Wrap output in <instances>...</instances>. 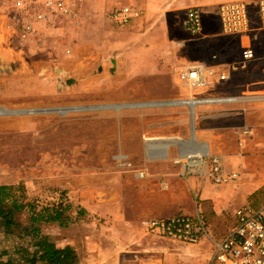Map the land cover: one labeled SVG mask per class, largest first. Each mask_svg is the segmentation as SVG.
Returning a JSON list of instances; mask_svg holds the SVG:
<instances>
[{
    "label": "rangeland",
    "instance_id": "rangeland-1",
    "mask_svg": "<svg viewBox=\"0 0 264 264\" xmlns=\"http://www.w3.org/2000/svg\"><path fill=\"white\" fill-rule=\"evenodd\" d=\"M36 1L38 8L44 0ZM161 1L78 0L71 15L52 12L47 23L34 22L33 29L27 30V20L14 1L0 0L3 50L20 55L17 68L0 73V110L123 105L65 114H0V187L8 188L3 206L7 210L13 204L19 207L12 226L0 218V263L16 247L33 250V240L44 237L77 242L78 264H93V237H101L123 247L143 244L140 256L147 264H211L210 240L194 245L172 242L148 234L146 221L194 214L199 207L210 235L220 239L233 226L237 208L264 202V32L258 31L257 0H244L250 8L253 34L258 35L253 43L257 56L249 61L241 56L246 38L224 35L218 25V7L230 0H212L216 3L211 13L204 7L206 0H179L201 8L204 30L195 36H208L206 50H214L215 61L230 70L229 80L216 90L253 97L246 104L223 106L220 111L203 108L197 114V139L209 142L221 154L227 171H240L238 181L213 188L214 192L228 189L239 203L234 208L233 200L219 217L204 208L201 194L188 183V178L192 182L208 179L197 174L184 178L181 165L173 162L178 139H187L191 126L185 107L169 102L188 91L167 74L144 77L117 66L121 50H129L128 40L136 34L131 32L152 24L151 16ZM123 6L140 14L121 26L110 16ZM106 62L112 66L108 75L102 72ZM122 64L127 66L128 61ZM76 69L83 72L80 81L63 90L59 80L65 85L64 70ZM243 124L252 128V136L239 147L235 127ZM158 138L171 141L166 157L163 150L158 154L162 149ZM93 198L118 202L130 222L114 225L105 216L93 215L87 203ZM57 211L58 221L52 219ZM15 263L29 264L20 259Z\"/></svg>",
    "mask_w": 264,
    "mask_h": 264
},
{
    "label": "built area",
    "instance_id": "built-area-1",
    "mask_svg": "<svg viewBox=\"0 0 264 264\" xmlns=\"http://www.w3.org/2000/svg\"><path fill=\"white\" fill-rule=\"evenodd\" d=\"M13 1L21 16L27 20V30H32L37 20L50 18L52 12L71 15L78 2V0H44L42 4L46 9L40 14L34 11V6L37 5L36 0ZM256 14L258 31L264 32V0H257ZM137 16H139L137 10L123 6L112 11L110 18L114 23L124 26ZM218 18L222 34L240 35L246 38V44L241 53L242 59L245 61L255 59L257 53L253 43L258 40V35L253 34L252 16L248 3L244 0L222 2L218 7ZM184 25L190 34L194 36L202 34L204 16L200 7H190L186 10ZM229 78L230 70L219 66L212 68L202 62L190 63L178 70L179 82L188 91V95L175 100L174 105L185 107L191 127V119L196 120L197 112L203 108L246 104L253 99V97L241 95H220L211 89L213 84L226 82ZM191 130L192 128H190L189 137L181 140L182 142L177 145L178 156L173 159L175 164L181 165V176L187 178L197 174L218 186L238 181L239 169L227 171L223 157L212 152L209 142L198 140L196 136L194 141L190 140ZM235 133L239 138V147H244L246 139L252 136V128L243 124L235 127ZM194 149L202 151L197 153L200 160L198 166L194 164L190 154V151ZM234 220L233 226L220 239L210 235L199 207L194 214L151 218L146 221L144 228L148 234L180 244L194 245L205 238L210 240L214 249L211 264H264V202L260 205L240 206L234 212Z\"/></svg>",
    "mask_w": 264,
    "mask_h": 264
},
{
    "label": "crops",
    "instance_id": "crops-1",
    "mask_svg": "<svg viewBox=\"0 0 264 264\" xmlns=\"http://www.w3.org/2000/svg\"><path fill=\"white\" fill-rule=\"evenodd\" d=\"M211 1L212 0H209V2L208 0L205 1L206 6L204 7L209 10L207 11L208 13L212 12L216 3ZM181 2L182 1L179 0H162L159 3L158 8L153 12L154 14L151 16L152 24L146 26L141 32L140 30H137V32H131L132 34H136H134L135 36L132 38L130 36L128 40V44H130L128 46L129 50L125 51L124 48L121 50L122 53L118 59L119 65H117L119 66V70H125L126 68V72L128 74H138L144 77H152L157 75L164 76L167 74L170 76L172 82L175 83L179 82L178 70L187 64L202 62L212 68H217L218 66L222 67L215 61L216 54H214V50H206L205 48V45L208 44L210 38L207 36L206 38L199 39L197 36L190 34L185 28V15L183 18V12L185 13L186 8L195 6L193 4L194 2H185V4H181ZM36 6H34L35 12L38 11V8L46 9L43 4H40L38 8ZM38 13L41 14L42 12L38 11ZM51 16L52 15H50V18ZM36 22H38L36 24L41 26L42 23L45 24L48 21L37 20ZM218 25L220 28L219 18ZM32 34H34V31ZM4 48L5 45L0 41V73L11 72L12 69L17 68V65H19V60L17 58L20 55H16L14 50L11 54H8L3 50ZM124 61H128L127 66L126 64L120 65V63H123ZM12 66L14 68H12ZM111 67L112 66L106 62L104 64V68L102 69L103 74L108 75V73H110ZM87 69L88 68H86V71ZM59 72L63 73L61 70H59ZM64 72L67 73L68 77L64 79L65 85L58 78L60 82L59 85L63 90L69 83H78L80 81L81 75H83V72H78L77 69L76 71L74 70V72L70 70L69 72L64 70ZM70 77L73 78V80H70ZM219 84L221 83H215L211 87V89L215 90L216 94L225 96L232 95L225 92H218L215 87H217ZM207 110L220 111L223 109L221 107L215 106L212 108H207ZM199 113L200 112L198 111L197 114ZM168 150L170 152V148H168ZM212 152L219 154V152H216L213 149ZM188 180V183L191 184L194 192H199L201 194V201H204V208H208L209 210L212 209V213L217 217L220 216L224 209H229L230 203L233 200L235 201V204H231L234 206V208L239 204L235 200L236 198L234 195L230 193L228 189H222V191L217 189L214 192V186H219L208 183V180H197V182L190 181V178H188ZM87 203L90 205L93 215L98 214L105 216L108 218V220H111V223L114 225H126L130 222L125 208L122 207L121 209L120 205L116 201L106 199L105 202H99L98 199L93 198V202L87 200ZM50 241L59 247H64L66 245L75 247L78 244L77 242H70L66 240L58 241L56 238L51 239ZM92 243L93 244L91 245V248L94 252L93 264H147L143 263V259H141L140 256L145 248L143 244L141 246L127 244L126 247H123V245L119 244V242H105L101 237L100 240L97 237H93Z\"/></svg>",
    "mask_w": 264,
    "mask_h": 264
},
{
    "label": "trees",
    "instance_id": "trees-1",
    "mask_svg": "<svg viewBox=\"0 0 264 264\" xmlns=\"http://www.w3.org/2000/svg\"><path fill=\"white\" fill-rule=\"evenodd\" d=\"M8 188L5 186L0 187V218L3 223L10 227L12 226V219L14 213L19 210L16 204H13V209L7 210L4 208L3 203L7 196ZM61 214L57 211L52 217L53 220H59ZM36 229L34 230V232ZM33 250L25 246H18L15 252L9 253V259L4 264H16L15 260H22L29 264L38 263H55V264H78V253L74 246L66 245L59 247L47 238H37L32 242ZM7 253V252H6ZM2 264V263H0Z\"/></svg>",
    "mask_w": 264,
    "mask_h": 264
},
{
    "label": "bare ground",
    "instance_id": "bare-ground-1",
    "mask_svg": "<svg viewBox=\"0 0 264 264\" xmlns=\"http://www.w3.org/2000/svg\"><path fill=\"white\" fill-rule=\"evenodd\" d=\"M175 103H176V101L169 102V104H173V105ZM90 107H92L91 109H97V110L100 109V110H102V109H108V108H116V109H118V108L123 107V105H120V104H102V105H97V106L95 105V106H89V107L88 106H71V107H55V108H43V107H41L39 109L24 108L23 107V108H20V109H17V110H15V109L14 110H9L7 108L6 109L2 108L0 110V114H15V115H21V114H23V116H24V114H28V115L29 114H34V113H38L39 111H42V112H46V111L47 112L48 111H59L60 113H64L65 114L66 112H69V111H72V110L73 111H76V110H81V109H85V108H88L89 109ZM191 122H192V127H191L192 130H191L190 140L191 141H194V136H196V131H195L194 128L196 127L197 119L196 120L195 119H191ZM158 139H159V142L162 141L160 144L157 143V145H159L162 148L161 150L158 151V154L159 153H162V150H163L164 151V154H163L162 157H166V155L169 153V150H167L168 149L167 147H168V145L170 144L171 141L170 140H163L161 138H158ZM178 141L179 142H182L179 139H178ZM176 148H177V146H176ZM190 152H191L190 153L191 154V157L193 158L192 161L194 162V164H196L198 166L200 164V160L198 158V154L197 153H200L202 151L201 150L194 149V150H192ZM181 156L187 158V156H183V155H181Z\"/></svg>",
    "mask_w": 264,
    "mask_h": 264
}]
</instances>
